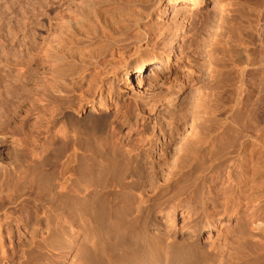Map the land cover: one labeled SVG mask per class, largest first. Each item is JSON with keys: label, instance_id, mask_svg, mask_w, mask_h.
Masks as SVG:
<instances>
[{"label": "bare ground", "instance_id": "1", "mask_svg": "<svg viewBox=\"0 0 264 264\" xmlns=\"http://www.w3.org/2000/svg\"><path fill=\"white\" fill-rule=\"evenodd\" d=\"M152 1L155 0H150L151 4ZM172 2H183L181 10L193 8L194 14L199 15L197 9L205 0ZM84 3L82 13L63 24L50 16L56 2L50 7L48 0L41 3L42 16L52 18L44 37L46 42L49 40L45 59L50 68L51 95L55 101L65 97L72 103L67 108L54 101L51 109L42 112L40 145L32 149L29 160L0 162V211L4 214L0 215V264H226L223 254L215 248L201 247L199 235L188 239L173 237L162 231L154 217L172 202L181 203L187 196L204 205L207 184L197 167L218 160L221 153L236 158L224 180L230 197L258 206L251 237L259 243L235 264L264 263V132H259L253 144L246 143V137L239 140L232 130L214 135L205 143L198 138L197 143L187 144L183 143L186 133L190 134L187 128L179 143L182 148L179 150L178 146L174 157L168 150L179 141L177 137L188 116L185 108H177L179 111L169 113L170 142L159 146V159L151 158V148L158 144L145 125L144 129H137V138L128 136V142H118L119 131L130 126L135 112L139 111L146 119L157 109V103L173 96V83L178 84L180 79L173 80L171 53L156 61L143 59L134 74L128 65L131 55L143 46L157 47L146 22L149 1L85 0ZM219 4L222 15L219 20L227 13L230 27L238 33L236 47L245 49L246 61L239 66V87L243 89L245 74L251 66L246 44L255 38L260 42L259 66L264 72V0H221ZM106 62L112 64L111 74L125 71L124 90L131 92V103L120 106L126 96L122 87L118 90L111 81L102 78L77 100V80L90 69L100 71ZM196 100L197 95L193 104L200 110L202 100L198 104ZM169 102H174L173 97ZM114 104L118 110L113 119L108 110ZM86 105L98 114L77 118L74 113L83 112ZM91 132H96L98 138ZM0 140L3 143L0 161L5 149L13 148L20 154L24 148V142L13 136L3 135ZM162 164L168 175L161 187L157 166ZM210 216L204 211L194 221L199 234ZM15 233L21 237L19 243L13 242L17 239ZM238 233L239 238L248 235L244 226L238 228ZM8 237L10 245L9 241L5 243ZM242 240L243 249L250 248Z\"/></svg>", "mask_w": 264, "mask_h": 264}, {"label": "rangeland", "instance_id": "2", "mask_svg": "<svg viewBox=\"0 0 264 264\" xmlns=\"http://www.w3.org/2000/svg\"><path fill=\"white\" fill-rule=\"evenodd\" d=\"M147 1L151 7L150 5L147 7H150V10L147 9L148 12L145 10L146 22L149 23L154 33L157 47L149 49L143 46L137 53L131 55L128 65L131 66V72L134 74L136 66L143 59L156 61L171 53L175 72L173 80L178 77L180 81L178 84L173 83V96L157 103V109L150 116H145L146 119H143L142 113L136 111L130 126H125L119 131L118 142H128L130 140L128 136L137 138L135 137L137 129L142 130L145 125L150 134L154 133L158 144V147L151 148V158L154 156V159H159L161 153L159 146L170 142L172 126L169 124V113L184 108L188 115L183 123L186 126L180 132V138L177 137L178 144H174L176 146L173 145L172 149L168 150L171 155L174 154V157L177 155L175 152L178 151L179 143L187 128L190 134L186 133L183 141V143L189 142L187 144L197 143L196 139L205 143L210 137L228 130L237 134L239 140L246 137V143L253 144L257 141L256 137L259 132H264V72L259 66L260 42L255 38L251 44H246L250 49L251 66L245 74V88L240 89L241 69L239 66L246 61L243 52L245 49L240 50L236 47L238 33L230 27V18L227 17V13L223 14L221 21L219 20L222 16L219 4L221 0H205L203 6L197 9L199 15L194 14L196 9L193 8L181 10L180 8L184 6L183 2L173 4L172 0H157L158 3L155 0L151 4L150 0ZM46 2L45 0H0V139L3 135H8L24 142V150L21 148L20 154L13 148L4 150L6 154L0 161L3 164H9L18 159L25 161L30 158L32 149L40 145L42 112L51 109L55 102L63 103V106H68L67 108L72 103L65 97L60 101H55L52 97L49 81L51 80L50 68L46 61L48 59H45L48 55L49 49H46L49 45L46 44L49 40L46 42L45 38L51 17L56 19L55 21L59 20L57 23L60 24L66 22L64 21L66 19L68 21L77 18L82 9H85V0H48V7L56 2L55 7L57 8L54 7V10L50 12L52 14L50 18L42 16L41 5ZM109 59L112 58L109 56ZM111 65V62H106L103 65L104 68H100L101 72L99 69L97 71L90 69L81 77L82 79L77 80L78 90L83 88L80 93L78 91L77 100L82 92L89 90L91 84L102 78L111 81L110 83L118 90L122 87V92L126 96L120 101V106L125 102L131 103L129 94L131 92L124 90L127 86L125 71L118 70L116 75L111 74ZM107 70L111 72L108 74ZM105 72L107 75H104ZM196 95L197 104L200 99L202 100L199 103L200 110V104L202 105V112L194 107ZM172 97L174 102L170 103L169 99ZM77 100L75 103L78 102ZM187 104L188 107H186ZM143 108L141 106V109ZM69 110L74 112L71 108ZM117 110L115 104L108 110L113 119ZM189 111H192L194 115ZM74 114L77 118H83L88 114H98V111L86 105L83 112ZM139 124L140 128H138ZM197 131L199 135L196 134ZM94 134L97 136L96 132H91L90 135ZM180 147L179 150L182 148ZM2 148L3 143L0 140V149ZM174 157L173 159H178ZM218 157V160L210 161L209 164L206 162L197 167L207 184L204 205L199 203L197 198L187 196L181 203L172 202L163 213L154 214V217L162 231L179 239L199 235L203 249L215 248L223 254L226 264L231 262L235 264L245 253L255 250L254 245L259 243L253 241L251 237L255 227L252 222L255 220L254 214L258 206L247 200L240 201L230 197L231 191L228 187L225 188L224 180L227 177V171L236 162V158L225 153L219 154ZM151 158L149 161L152 160ZM164 168L163 164L157 166L158 178L161 177L159 184L161 187L167 182L164 179L168 172L165 173ZM13 211L14 209L9 210L10 213ZM204 211L211 216L199 234L193 224ZM0 215L4 217L1 211ZM240 226L246 229L247 237H238ZM5 231L7 235L8 232ZM15 235L17 239L15 237L13 242L19 243L21 237L17 233ZM8 239L9 237L6 238L5 243L10 245ZM242 239H245L246 247L250 248L243 249L244 240Z\"/></svg>", "mask_w": 264, "mask_h": 264}]
</instances>
